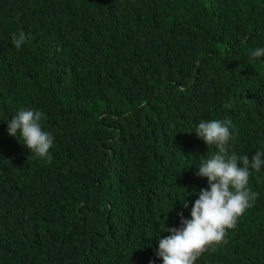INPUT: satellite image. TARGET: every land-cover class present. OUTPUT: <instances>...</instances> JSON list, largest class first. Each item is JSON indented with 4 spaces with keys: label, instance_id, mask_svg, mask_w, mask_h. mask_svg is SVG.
Instances as JSON below:
<instances>
[{
    "label": "trees",
    "instance_id": "16d2710c",
    "mask_svg": "<svg viewBox=\"0 0 264 264\" xmlns=\"http://www.w3.org/2000/svg\"><path fill=\"white\" fill-rule=\"evenodd\" d=\"M258 47L264 0H0V264H163L161 226L209 188L198 123L231 119L229 152H264ZM21 108L44 113L50 161L9 135ZM247 187L195 264H264V165Z\"/></svg>",
    "mask_w": 264,
    "mask_h": 264
},
{
    "label": "clouds",
    "instance_id": "9594fccd",
    "mask_svg": "<svg viewBox=\"0 0 264 264\" xmlns=\"http://www.w3.org/2000/svg\"><path fill=\"white\" fill-rule=\"evenodd\" d=\"M11 39L19 50L27 41L28 34L20 30L14 32ZM262 56L264 48L258 47L251 51L252 58ZM226 107L231 108L232 105ZM43 117L44 113L37 109L21 108L7 121V131L20 142L23 141L21 143L38 158L50 161L54 137L51 132L42 130ZM195 132L209 147L215 145L217 148L215 154L201 157L196 173L208 178L209 188L200 189L199 198L192 206L191 219H184L182 212L179 214L181 227L161 226L172 233L159 243L157 256L162 257L163 264H195L197 258L211 245H218L225 240L226 231L237 227L238 218L259 195L247 186L250 169L260 171L264 165V152L257 151L251 158L249 155L230 153L229 142L235 134L231 119L201 120ZM183 203L187 208L188 202Z\"/></svg>",
    "mask_w": 264,
    "mask_h": 264
}]
</instances>
